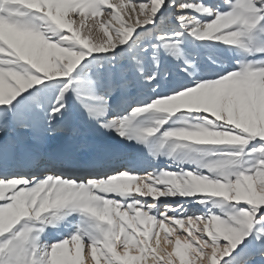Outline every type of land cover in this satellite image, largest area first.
<instances>
[{
	"label": "snow or ice",
	"instance_id": "snow-or-ice-1",
	"mask_svg": "<svg viewBox=\"0 0 264 264\" xmlns=\"http://www.w3.org/2000/svg\"><path fill=\"white\" fill-rule=\"evenodd\" d=\"M0 264H264V0H0Z\"/></svg>",
	"mask_w": 264,
	"mask_h": 264
},
{
	"label": "bare ground",
	"instance_id": "bare-ground-1",
	"mask_svg": "<svg viewBox=\"0 0 264 264\" xmlns=\"http://www.w3.org/2000/svg\"><path fill=\"white\" fill-rule=\"evenodd\" d=\"M162 235L164 236V234H163V233H161V236H162ZM153 244H154V241H153ZM169 248H170V246H169Z\"/></svg>",
	"mask_w": 264,
	"mask_h": 264
},
{
	"label": "rangeland",
	"instance_id": "rangeland-1",
	"mask_svg": "<svg viewBox=\"0 0 264 264\" xmlns=\"http://www.w3.org/2000/svg\"><path fill=\"white\" fill-rule=\"evenodd\" d=\"M163 233V232H162ZM164 234V233H163ZM161 239L163 240V235L161 236Z\"/></svg>",
	"mask_w": 264,
	"mask_h": 264
}]
</instances>
